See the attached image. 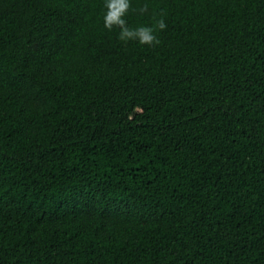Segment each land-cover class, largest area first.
I'll return each mask as SVG.
<instances>
[{
	"label": "trees",
	"instance_id": "trees-1",
	"mask_svg": "<svg viewBox=\"0 0 264 264\" xmlns=\"http://www.w3.org/2000/svg\"><path fill=\"white\" fill-rule=\"evenodd\" d=\"M0 0V264H264V0Z\"/></svg>",
	"mask_w": 264,
	"mask_h": 264
},
{
	"label": "clouds",
	"instance_id": "clouds-1",
	"mask_svg": "<svg viewBox=\"0 0 264 264\" xmlns=\"http://www.w3.org/2000/svg\"><path fill=\"white\" fill-rule=\"evenodd\" d=\"M105 13L103 15L104 27L112 31L119 29L118 39L127 44L128 42H139L141 45L149 47L158 46L161 41L158 38V33L166 30L165 12L161 10L158 15L160 19H155L157 13L153 12L154 23L151 26L140 25L130 27L126 17L129 12H137L144 15L149 12L147 3L133 8L131 0H104Z\"/></svg>",
	"mask_w": 264,
	"mask_h": 264
}]
</instances>
